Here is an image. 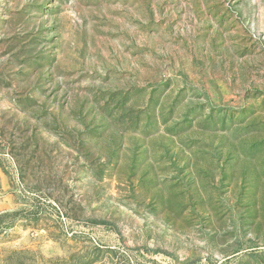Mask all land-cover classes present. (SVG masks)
Returning a JSON list of instances; mask_svg holds the SVG:
<instances>
[{
    "label": "rangeland",
    "instance_id": "obj_1",
    "mask_svg": "<svg viewBox=\"0 0 264 264\" xmlns=\"http://www.w3.org/2000/svg\"><path fill=\"white\" fill-rule=\"evenodd\" d=\"M0 264H264V0H0Z\"/></svg>",
    "mask_w": 264,
    "mask_h": 264
}]
</instances>
